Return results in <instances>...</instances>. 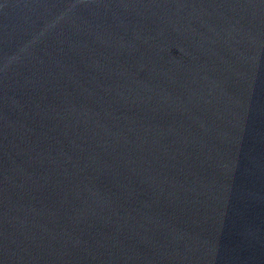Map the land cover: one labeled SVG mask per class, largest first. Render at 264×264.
Returning <instances> with one entry per match:
<instances>
[{
    "label": "water",
    "instance_id": "1",
    "mask_svg": "<svg viewBox=\"0 0 264 264\" xmlns=\"http://www.w3.org/2000/svg\"><path fill=\"white\" fill-rule=\"evenodd\" d=\"M0 264H264V0H0Z\"/></svg>",
    "mask_w": 264,
    "mask_h": 264
}]
</instances>
